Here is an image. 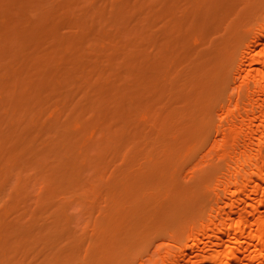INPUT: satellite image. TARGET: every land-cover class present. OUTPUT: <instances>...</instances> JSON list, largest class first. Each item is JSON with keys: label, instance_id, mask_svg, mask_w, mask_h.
<instances>
[{"label": "rangeland", "instance_id": "rangeland-1", "mask_svg": "<svg viewBox=\"0 0 264 264\" xmlns=\"http://www.w3.org/2000/svg\"><path fill=\"white\" fill-rule=\"evenodd\" d=\"M261 24L264 0H0V264H217L224 229L181 248L256 163L215 112Z\"/></svg>", "mask_w": 264, "mask_h": 264}, {"label": "bare ground", "instance_id": "bare-ground-1", "mask_svg": "<svg viewBox=\"0 0 264 264\" xmlns=\"http://www.w3.org/2000/svg\"><path fill=\"white\" fill-rule=\"evenodd\" d=\"M258 27L255 36L250 39L245 38L242 42L245 50L241 49L238 62L236 61L230 69L231 78L223 77H226L228 86L231 83V86L238 90L239 101L236 108L231 110L219 103L220 107L217 104L218 110L215 112L221 116V127L225 132L224 147L229 149L231 157H236L238 152L246 153L252 149L256 163L251 164L250 169L246 170L241 160L233 173L235 180L227 190L226 206L223 207L224 209L218 207L219 211L212 217L213 219L222 216L223 220L215 222L211 219L208 223L201 222L199 226H194L192 224L195 223H192L187 233L188 235L198 234L199 237L193 244H186L187 246L181 248V254L194 248L207 252L206 247H198V244L211 240V236H207V231L224 229L225 234L214 235L216 239L213 240L217 241L214 242L215 244L212 242L215 245H212L213 257L220 264H264V24ZM224 54L222 53L220 58H223L225 62L224 56L227 53ZM218 78L219 82L223 79ZM209 83L212 84L210 80ZM209 83L207 80V89L211 90L212 85ZM222 91L220 89L221 93ZM222 96L224 94L220 97ZM231 96L232 94H229L226 101H231ZM213 111L212 114H214ZM260 132H262L261 138L255 142ZM231 177L232 175L230 178L225 176V183L230 181ZM217 230L215 231L218 232ZM224 257L225 261H223ZM243 260L246 263H243Z\"/></svg>", "mask_w": 264, "mask_h": 264}]
</instances>
